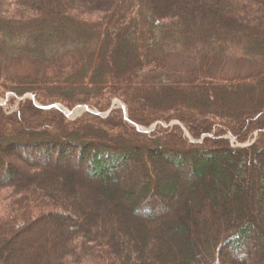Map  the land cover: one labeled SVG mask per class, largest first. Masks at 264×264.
<instances>
[{
	"label": "trees",
	"instance_id": "trees-1",
	"mask_svg": "<svg viewBox=\"0 0 264 264\" xmlns=\"http://www.w3.org/2000/svg\"><path fill=\"white\" fill-rule=\"evenodd\" d=\"M9 93L0 264H264V0H0Z\"/></svg>",
	"mask_w": 264,
	"mask_h": 264
},
{
	"label": "rangeland",
	"instance_id": "rangeland-1",
	"mask_svg": "<svg viewBox=\"0 0 264 264\" xmlns=\"http://www.w3.org/2000/svg\"><path fill=\"white\" fill-rule=\"evenodd\" d=\"M231 51H234L231 55V57H227L226 58V63L225 66L222 65V68L224 69V72L230 74H237V73H246V72H250L252 70L257 69L258 67H260V64L258 62H256L255 60H251V59H247V58H241L238 57L240 56L241 52L240 49H236L233 48L231 49ZM174 66H176L177 68H181L183 69L182 66V62L180 61H175L174 62ZM185 69V68H184ZM157 93V92H156ZM13 96V97H12ZM25 97H31V98H35V95L28 93L24 96ZM14 98V99H12ZM22 97L16 96L15 94H7L5 99H2L0 97L1 102L4 103V106L6 109H10V110H14L17 109V107L19 106V103L21 101ZM7 100H10V102L7 103ZM234 103V99L229 98L228 101L226 102V106H231ZM57 107L62 108L63 111L65 112V114L68 116L69 119L74 120L78 117H81L83 115V113L85 111H93L95 113H97L98 115H100V117H107L109 115V112L111 111L112 108H123L124 110L126 109V105L119 99V98H113L110 104L111 108H108L105 111H100L98 108H91L87 105H77L75 106V108H68L66 106H64L62 103H57L56 104ZM126 111V110H125ZM171 123H179L177 121H172ZM156 124H153V126ZM166 125H171L166 124ZM139 130L145 131V132H149L151 130V128H145L142 126H138L137 127ZM185 137H187L190 141H194V139L191 137L190 134H188V132L185 130L184 131ZM257 133H255L256 135ZM227 137L230 138L232 145H236V139L235 137H233L231 134H228ZM21 238H18V240H20ZM21 247V244H19V242H14L12 243L10 249H15Z\"/></svg>",
	"mask_w": 264,
	"mask_h": 264
}]
</instances>
